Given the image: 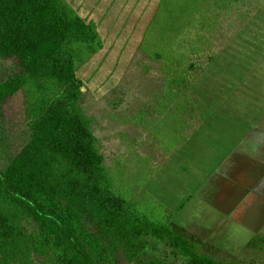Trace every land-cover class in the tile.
<instances>
[{"label": "trees", "instance_id": "16d2710c", "mask_svg": "<svg viewBox=\"0 0 264 264\" xmlns=\"http://www.w3.org/2000/svg\"><path fill=\"white\" fill-rule=\"evenodd\" d=\"M251 11L249 0L158 1L137 46L135 67L142 77L131 81V105L117 111L125 99L119 89L106 96L103 112L115 124L106 130L121 127L114 135L120 133L124 143L130 126L136 131L117 158L139 145L140 122L153 120L150 127L157 128L156 121L170 113L182 137L173 145L188 139L187 131L205 118L190 95L202 72L197 60L212 62L223 23H244ZM103 48L95 21L66 0H0V60L11 61L0 82V118L21 93L30 134L0 167V264H160L143 259L153 240L184 257V264H244L201 253L178 233L173 211L146 189L152 173L128 195L120 191L112 176L117 158L106 163L77 75ZM147 74L160 78L158 84L151 78L145 90L136 91ZM156 132L149 137L159 139Z\"/></svg>", "mask_w": 264, "mask_h": 264}, {"label": "rangeland", "instance_id": "374dc122", "mask_svg": "<svg viewBox=\"0 0 264 264\" xmlns=\"http://www.w3.org/2000/svg\"><path fill=\"white\" fill-rule=\"evenodd\" d=\"M66 1L82 17L95 21L104 40V48L82 66L77 75L84 83L82 90L87 94L88 111L95 117L94 130L103 138L101 144L106 163L112 165L129 138L134 140L136 131L130 126L128 141L124 136V143L119 142L120 133L114 135V131L121 127L110 132L106 130L108 126H115L109 123L110 119L103 112L106 96L111 90L119 89L125 99L117 111H125L131 105L130 95L134 87L131 81L142 77L135 67L140 63V59H135L137 46L159 0ZM249 2L252 11L246 22L234 27L224 22L222 30L217 33L214 42L217 57L212 62H208V58L197 60L202 72L193 83L190 95L192 100L197 98V106L204 110V120L197 125L199 116L195 118L196 123L191 125L197 126L187 131L188 139L181 145H173L175 141H182L175 130L179 127L178 121L174 120L175 114L157 120V128L150 127L153 120L147 123L143 120L145 123L140 122L139 127L143 130H138L143 135L138 140L139 145L128 146L125 154L118 156L112 176L120 191L128 195L149 180L152 173L146 189L170 207L174 214V229L194 241L201 253L221 260L257 264L264 263V242L261 240L264 221L226 223L229 221L226 218L228 211L238 194H225L226 189L211 184L213 179H210L217 171L231 174L233 162L236 167L243 165L234 157H231L230 169L223 166V162L228 160V152L237 140L255 127L264 115V0ZM10 62L0 60V82L5 79ZM152 68L154 70L155 66ZM147 76L149 78L145 77L136 91L145 90L151 78L155 85L158 84L160 78L155 74ZM110 99L112 101L113 96ZM2 111L0 167L3 168L28 141L30 134L21 93L12 97ZM128 117L133 122V115L128 114ZM152 131H157L154 135L160 138L151 139L149 134ZM111 133L113 138L109 137ZM141 149L143 154L139 151ZM243 170L244 167L237 169L236 175H244ZM219 189L225 199L216 207L200 198V194L205 196L207 190V196L212 200L214 192ZM253 235L258 239L250 245L248 241ZM143 259L158 260L160 264L186 263L184 257L172 255L170 249L158 240H153L146 248Z\"/></svg>", "mask_w": 264, "mask_h": 264}, {"label": "crops", "instance_id": "0c3cea01", "mask_svg": "<svg viewBox=\"0 0 264 264\" xmlns=\"http://www.w3.org/2000/svg\"><path fill=\"white\" fill-rule=\"evenodd\" d=\"M245 147L246 149H244ZM142 149L139 150L141 154L144 152H142ZM261 154H264V115L255 127L249 129L245 136L237 140L234 147L228 152V160L223 162V166H227L230 169L232 163L231 157H234L238 161V164L242 163L243 165L236 167L233 162L234 171L231 174L228 172L219 174L220 172L217 171V174H212L210 177V179H213L211 184H215L220 189L221 187L226 189L225 194H238L235 203L231 205L228 211L227 215L229 218L227 216L226 218L229 221L226 223H252L258 219H261L262 222L264 221V156ZM165 156L166 158L169 157V155ZM243 167L244 175L237 176L236 170ZM220 189L214 192L215 198L212 200L207 196V190L204 191L205 196L200 194V198L204 202L208 200L212 204L211 206L216 207L225 199L223 191ZM241 192L243 194L240 197L239 194ZM243 199L244 201L242 202ZM165 205L168 210H171L167 204ZM222 219L224 220L225 218Z\"/></svg>", "mask_w": 264, "mask_h": 264}, {"label": "water", "instance_id": "95a60500", "mask_svg": "<svg viewBox=\"0 0 264 264\" xmlns=\"http://www.w3.org/2000/svg\"><path fill=\"white\" fill-rule=\"evenodd\" d=\"M84 88V87H83Z\"/></svg>", "mask_w": 264, "mask_h": 264}]
</instances>
